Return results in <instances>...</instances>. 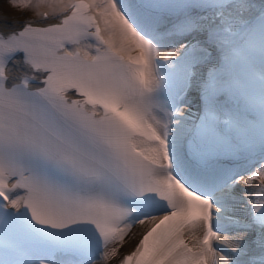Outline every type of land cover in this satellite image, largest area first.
<instances>
[{
    "label": "snow or ice",
    "instance_id": "obj_1",
    "mask_svg": "<svg viewBox=\"0 0 264 264\" xmlns=\"http://www.w3.org/2000/svg\"><path fill=\"white\" fill-rule=\"evenodd\" d=\"M39 3L0 21V264L111 260L146 222L119 264H264V5Z\"/></svg>",
    "mask_w": 264,
    "mask_h": 264
},
{
    "label": "bare ground",
    "instance_id": "obj_2",
    "mask_svg": "<svg viewBox=\"0 0 264 264\" xmlns=\"http://www.w3.org/2000/svg\"><path fill=\"white\" fill-rule=\"evenodd\" d=\"M251 3L253 5V8L255 9L257 7L264 5V0H251ZM44 6L47 7V5L39 3V0H31V6L28 8L14 7L11 5L10 0H0V21H2L3 19H7L9 21L19 22V21L29 19L30 17H34L35 15H38L39 12L41 11V8ZM33 22L37 23V22H39V20H33ZM2 30L8 31L10 29L3 28ZM133 54H135V53H133ZM18 73H20L19 70L10 69L8 74L10 77H15ZM245 178L247 179V176ZM259 181H260L259 179L253 180L247 184L242 182L241 185L237 189V193H236L237 196H240L243 194L242 190H247L248 192H250L251 191L250 187ZM238 205L242 206L243 201H241V203ZM147 224H148V222H146L145 225L137 224L133 227L130 236L126 238V240H125V242H124V244L120 250V253L118 255V257L120 259H122L121 252H125L126 254H128L129 252L134 250V247H135L136 243L138 242V237L141 234L142 229ZM185 234H186L187 242L191 243L193 233L186 231ZM198 234H199V231L197 230L195 232V235H198ZM230 239L231 238L229 236H225L224 234H220L217 241L215 242L217 245V248L221 247L222 244H230ZM96 264H106V262H105V260H97Z\"/></svg>",
    "mask_w": 264,
    "mask_h": 264
}]
</instances>
